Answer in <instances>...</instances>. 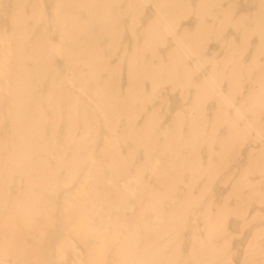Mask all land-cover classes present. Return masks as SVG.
I'll return each mask as SVG.
<instances>
[{
	"label": "bare ground",
	"instance_id": "bare-ground-1",
	"mask_svg": "<svg viewBox=\"0 0 264 264\" xmlns=\"http://www.w3.org/2000/svg\"><path fill=\"white\" fill-rule=\"evenodd\" d=\"M263 180L264 0H0L1 257L264 264Z\"/></svg>",
	"mask_w": 264,
	"mask_h": 264
},
{
	"label": "rangeland",
	"instance_id": "rangeland-1",
	"mask_svg": "<svg viewBox=\"0 0 264 264\" xmlns=\"http://www.w3.org/2000/svg\"><path fill=\"white\" fill-rule=\"evenodd\" d=\"M40 7H41V9L50 8L49 5H48V1L41 2V6ZM44 22H45V24H51L52 23L51 20L47 19V18H44ZM52 34H53V31L51 30L49 32V34L47 35L48 38H49L48 40H49L50 44H53V45L55 43L56 44H60V42L58 40H56L52 36ZM166 91H167V89H166ZM171 100H172V98L168 99V101H171ZM168 101H166V102H168ZM90 102L93 105H98V102L92 96L90 97ZM165 105H167V103ZM161 111L168 112V111H166L164 109H162ZM175 112H176V108L174 109L173 113H175ZM180 112H182V110L179 111L178 114ZM10 129H11V126L7 122V124L4 125V127L1 129V132L3 133V135H5V134L10 132ZM103 140L104 139H102L101 141L98 142V145H100V147H101V145L103 143ZM94 143L92 142V144H94ZM239 148L241 150H243L245 148V146H240ZM231 156H232L231 160L234 161L235 163H237L236 167H234L233 170H236L237 172H239L246 165V161H245L244 158H241L239 154L238 155L232 154ZM155 162H154V164H155ZM251 176H252V180H254V181H258L259 180L258 175L256 173H252ZM147 179L151 180V181L153 179L152 174L150 173V171L147 174ZM133 184H134V180H133ZM133 184H132V189L134 191L135 187H134ZM24 185H25V181L24 180L20 179V180L16 181V186L17 187H20V186L24 187ZM230 187L231 186L229 184H222L219 187L218 192H214L215 193V195H214V197H215L214 205L215 206H217V207H221L222 206L224 198H225V196H227V194H228V192L230 190ZM260 187L262 188V191L264 192V180L260 183ZM69 189H70V191L64 192L62 195H65L64 198H67L66 194H68L70 192L75 193V196L73 197V201L76 198H79V197L81 199L85 195V191H86L85 188H81L80 187V190H79V189L75 188V186H71ZM179 190H180V188H179ZM134 200H135V194L131 192L129 211H132L134 209V207H135V201ZM69 213L70 212H68L67 215ZM249 213H250V215H254L256 213L264 214V201L253 203L251 205V207L249 208ZM0 223H1V220H0ZM191 224H192V227L189 226V229H188V232H187V234H188V236L186 238V244L187 245H190V243H192V233L193 232L197 231L199 233H202L203 229H204L203 225L198 223L197 220H193L191 222ZM229 229L232 232H234L235 234L236 233L239 234V232H240V227L237 224H235L234 221H230L229 222ZM50 231H52V230L48 228V230L46 231V234H45L47 241H49V238H50V236L53 233V232H50ZM72 242L69 241V246L67 247L68 250L69 249L72 250L71 257H70V259L68 261L62 260V258L58 256L59 255L58 252L57 253L53 252V256H52L53 260L51 262H49V264H86V258H85L86 251H85V249L83 248L81 243H78L76 241H72ZM57 243L58 242H56V245H57ZM60 243H62V242L59 241L58 244H60ZM238 255H239V252L236 253V255L233 257V259L236 260ZM0 264H17V261L13 260L11 258H8V257H1L0 256Z\"/></svg>",
	"mask_w": 264,
	"mask_h": 264
}]
</instances>
